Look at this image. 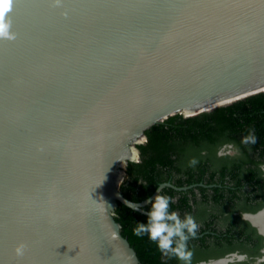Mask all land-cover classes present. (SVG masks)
<instances>
[{
	"label": "water",
	"instance_id": "water-1",
	"mask_svg": "<svg viewBox=\"0 0 264 264\" xmlns=\"http://www.w3.org/2000/svg\"><path fill=\"white\" fill-rule=\"evenodd\" d=\"M5 15L0 264H141L114 219L129 149L264 92V0H10Z\"/></svg>",
	"mask_w": 264,
	"mask_h": 264
},
{
	"label": "trees",
	"instance_id": "trees-1",
	"mask_svg": "<svg viewBox=\"0 0 264 264\" xmlns=\"http://www.w3.org/2000/svg\"><path fill=\"white\" fill-rule=\"evenodd\" d=\"M250 128L255 130L257 141L254 145L246 146L241 144L240 140ZM144 134L146 140L136 145L140 162L138 164L131 161L127 162L123 178L124 182L122 185L120 184V190L124 197L134 202L149 198L159 184L164 181H171L175 186L182 184L179 179L172 180L168 176L171 170L176 169L177 158L180 155H185V150L191 151L193 155L197 156H200L202 149H207L213 154L217 146L225 142H231L239 147L242 155L252 164L256 163L251 159V156H254L256 149L260 150L258 154L261 157V162H264V92L218 107L210 112H202L186 118L181 114L170 116L160 123L151 125L144 131ZM249 157L250 159H248ZM205 164L204 161L199 160L197 163L198 171L201 172V167L205 166ZM255 169L247 168L243 179L233 174L232 181L234 184L230 188L223 186L213 187L211 195L205 194L207 188L198 186V189L202 192L203 200L210 199L216 204H221L226 195L233 199L237 194V187L242 184V181L250 183L255 178ZM249 170L250 172H248ZM198 181H203L200 173L197 178L190 177L187 182ZM212 181L211 177L206 180L207 183H212ZM138 182L147 184V186H141ZM256 182L259 183L258 180ZM224 190L226 191L225 193L223 192ZM161 191L171 197H174L179 192L168 186L163 187ZM257 197H261L264 200L261 192L253 188L244 191L242 194L244 202H248L246 205H251L249 201L255 200ZM180 202L182 204L186 203L185 194L182 195ZM182 204L174 201L171 204V210L178 209ZM259 204V202H256L255 208L253 207L252 209L255 210ZM147 207L148 204L143 206V209L146 210ZM114 219L120 225L122 236L128 240L141 264H182L175 257H162L155 243L150 241L147 235L139 238L133 235L132 230L136 226L135 223L145 221V216L142 212L133 211L118 202L114 210ZM207 229L208 225L206 228H200L198 233ZM202 235V237L193 239L198 242L188 241L190 249H193L194 246L196 248L203 246L206 251L207 248L210 249V244L205 242V237L210 234L204 233ZM246 239L248 240L249 237L247 236ZM231 243L230 239H226L225 244L230 246ZM202 255V252H200L199 256H193L192 264L194 261L199 260ZM242 264L248 263L242 262Z\"/></svg>",
	"mask_w": 264,
	"mask_h": 264
},
{
	"label": "flooded vegetation",
	"instance_id": "flooded-vegetation-1",
	"mask_svg": "<svg viewBox=\"0 0 264 264\" xmlns=\"http://www.w3.org/2000/svg\"><path fill=\"white\" fill-rule=\"evenodd\" d=\"M183 117L186 118L187 116ZM223 144L224 143L217 146L213 154L207 149H202L200 151V156H197L193 155L191 151L185 150V155H180L177 158L176 169L171 170L168 176L172 180L179 179L182 184L175 186L171 181H164L163 183H170L172 186L176 187V189L172 186L168 187H172L176 191H179L173 197L176 203L179 202L182 204L180 199L183 194L186 195V203L182 204L181 207L174 211L178 212L181 217H183L185 213H190L199 224V230L200 228H206L208 225V229L198 233L197 237H202L204 233L210 234L205 237V242L210 244V249L207 248L206 251L203 246H199V248L194 246V248L191 249L193 251V256H199L200 252H202L203 255L199 260L194 261L193 264H202V262H207L208 260H215L234 251L247 253L249 259L245 262L248 264H256V258L264 255V253L261 252V249H264V237L258 235L256 229L250 227L242 220L240 212H255L264 207V203H262L264 200L261 197L249 201L251 205H246L248 202H244L242 199L243 192L252 188L260 191L264 197V172H261L259 167L261 164H264V162H261V157L258 154L260 150L257 149L255 151L253 150L254 156H251V159H253L256 164L250 163V161L242 155L241 150L240 155L237 157H217L216 152ZM201 152H206L207 154L201 155ZM192 158H196L198 161L202 160L206 163L205 166L201 167V172L198 171L197 164L195 166H189V160ZM248 159H250V157ZM231 163H233V165H231ZM247 168H256L255 178L252 179L250 183L242 181V184L237 187V194L233 199L226 195L221 204H216L210 199L203 200L202 192L198 189V186L207 188L205 194L211 195L213 193V187L223 186L225 188H230L234 184L232 181L233 174L243 179ZM248 172H250V170ZM199 173L203 181L187 182L190 177L194 179L197 178ZM210 177L213 181L212 183H207L206 180ZM256 180H258L259 183H257ZM223 192L225 193L226 191L224 190ZM256 202L260 204L254 210L252 208H255ZM250 206L251 208H249ZM247 236L249 237L248 240L246 239ZM226 239L231 240L232 243L230 246L225 244ZM189 240L194 241L193 239Z\"/></svg>",
	"mask_w": 264,
	"mask_h": 264
},
{
	"label": "clouds",
	"instance_id": "clouds-1",
	"mask_svg": "<svg viewBox=\"0 0 264 264\" xmlns=\"http://www.w3.org/2000/svg\"><path fill=\"white\" fill-rule=\"evenodd\" d=\"M62 0H55L57 6H60ZM8 6V0H0V39H14V33L10 32L11 21L5 15V8ZM66 14V13H65ZM257 141L255 130L250 128L246 135L242 136L240 143L243 145H254ZM129 159L133 163H139V153L135 148L129 149ZM201 152V155H206ZM217 157H237L240 155L239 147L234 143H224L216 152ZM198 163L196 158L189 160V166H195ZM260 171L264 172V164H261ZM124 179L119 183L122 185ZM141 186L147 184L138 182ZM123 203L133 211H140L145 216L144 222H136L132 230L136 237L147 235L148 239L155 243L156 248L164 258L175 257L182 264H192L193 251L188 246L189 239H195L199 231V224L190 213H185L183 217L176 211L171 210V204L174 203L173 197L163 194L161 189L157 188V194L146 200L147 209L141 205L124 199ZM106 208V205L104 203ZM110 207V205L108 206ZM241 218L250 227L256 229L257 234L264 237V207L255 212H240ZM13 252L17 257H21L25 252L23 243L17 244ZM264 253V249H261ZM249 259L247 253L234 251L215 260H208L202 264H242ZM256 264H264V255L256 258Z\"/></svg>",
	"mask_w": 264,
	"mask_h": 264
},
{
	"label": "snow or ice",
	"instance_id": "snow-or-ice-1",
	"mask_svg": "<svg viewBox=\"0 0 264 264\" xmlns=\"http://www.w3.org/2000/svg\"><path fill=\"white\" fill-rule=\"evenodd\" d=\"M10 11V0H8V6L5 8V14Z\"/></svg>",
	"mask_w": 264,
	"mask_h": 264
},
{
	"label": "bare ground",
	"instance_id": "bare-ground-1",
	"mask_svg": "<svg viewBox=\"0 0 264 264\" xmlns=\"http://www.w3.org/2000/svg\"><path fill=\"white\" fill-rule=\"evenodd\" d=\"M119 176H120V174H118V176L116 177V178H117V180L119 179Z\"/></svg>",
	"mask_w": 264,
	"mask_h": 264
},
{
	"label": "rangeland",
	"instance_id": "rangeland-1",
	"mask_svg": "<svg viewBox=\"0 0 264 264\" xmlns=\"http://www.w3.org/2000/svg\"><path fill=\"white\" fill-rule=\"evenodd\" d=\"M124 178V177H123Z\"/></svg>",
	"mask_w": 264,
	"mask_h": 264
}]
</instances>
